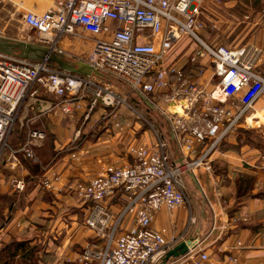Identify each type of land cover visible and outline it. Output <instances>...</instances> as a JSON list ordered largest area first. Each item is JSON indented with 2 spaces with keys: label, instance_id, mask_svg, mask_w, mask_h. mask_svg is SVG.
<instances>
[{
  "label": "built area",
  "instance_id": "obj_1",
  "mask_svg": "<svg viewBox=\"0 0 264 264\" xmlns=\"http://www.w3.org/2000/svg\"><path fill=\"white\" fill-rule=\"evenodd\" d=\"M200 14L197 0H50L42 12L23 11V26L35 32L25 40L62 57L66 51L60 42L65 36L89 35L92 44L88 54L76 57L74 62L82 61L100 75L76 73L45 59L0 52V170L6 164L15 169L19 154L36 160L35 147L46 133L32 126L35 115L26 123L19 146H12L9 139L25 103L37 97L40 90L55 98L41 106L42 113L71 115L83 110V101L90 95L83 119L100 102L110 109L108 118L114 127L122 130L124 123L115 111L125 104L134 109L105 77L123 84L129 93L152 106L159 107L153 96L160 94L167 105L162 113L181 150L191 152L196 145L207 143V148H213L253 103L264 100V77L255 71L257 48L205 43L200 32L206 25ZM182 36L198 43L196 55L212 58L217 76L214 92H204L173 57ZM232 98H237V109L228 103ZM78 134L77 130L74 146ZM155 137L151 145H128L132 163L107 165L91 179L73 183L72 192L85 207V227L104 241L100 250L84 248L78 256L80 262L155 264L183 238L180 231L168 234L165 228L151 225L161 208L173 211L185 205L182 170L190 164L170 161L166 141L158 132ZM71 156L76 158L75 152ZM59 181L60 175L51 171L41 184L53 190ZM7 183L15 192L26 188L25 179L13 174ZM118 192L125 195L126 204L114 216L106 201ZM127 218L130 225L122 230ZM183 257L178 264H213L202 249L189 250ZM219 264H239L238 256L229 254Z\"/></svg>",
  "mask_w": 264,
  "mask_h": 264
},
{
  "label": "crops",
  "instance_id": "obj_2",
  "mask_svg": "<svg viewBox=\"0 0 264 264\" xmlns=\"http://www.w3.org/2000/svg\"><path fill=\"white\" fill-rule=\"evenodd\" d=\"M12 1L20 6L22 12H42L50 4V0ZM259 1V7L254 9L246 7V4L237 5L234 0H197L200 18L206 25L200 34L204 42L210 46L257 48L259 55L255 71L264 77V0ZM238 8L242 10L241 13ZM249 10L254 14L248 16L246 12ZM212 24L216 26L213 30L209 28ZM180 53L176 54L175 59L185 74L193 78L204 92H214L217 76L212 58L195 53L190 58H184L183 52ZM104 79L112 82L109 78ZM91 98L88 95L83 101V110L71 115L59 111L42 113L41 106L55 101V98L40 90L37 97L28 100L22 108L10 142L17 140L14 132L16 126L26 131V123L34 115L32 126L42 128L46 137L35 147V161H25L18 156L19 162L15 169H10L6 164L0 170V263L6 261L8 252L14 253L11 257L14 261L21 259L22 243L29 246L40 243L41 248L36 247L39 264H78V256L84 248L101 241L84 225L85 207L73 194V183L91 179L107 165L132 163L128 145L135 142L151 145L155 135L149 129H139L129 119L124 121L125 130L120 134L116 132L110 118L111 129L104 125L91 135L88 130L108 117L110 111L97 102L84 120ZM153 100L159 107L165 103L160 94L153 96ZM228 103L235 109L239 106L237 98L229 99ZM250 108L262 111L264 100L258 99ZM245 113L235 126H250L251 122L262 120L261 116ZM156 124L161 136L167 139L170 161L183 164L190 162L189 166H185L188 171H193L191 177L198 180L205 195L202 201L205 205L195 209L194 220L189 228L184 227L185 223L188 224V214L183 208L173 211L161 208L155 214L152 227L165 228L168 234L182 232L183 238L178 243L192 240L193 245L189 250H205L213 264H219L232 253L237 254L239 264H264V166L261 148L243 143V138L234 132V126L213 148H207V143L196 145L193 151L186 152L178 147L167 121L157 118ZM77 130V145L74 146ZM118 138L124 139V147L118 144ZM225 142L229 145L225 146ZM11 145L19 146L18 143ZM71 152H75L76 158L71 156ZM202 159L205 161L201 162ZM11 170L25 179L26 188L23 192L13 194L10 189L7 178ZM51 171L60 175L57 189L53 190L41 184L43 177ZM125 198L122 192H118L106 201L107 208L114 216L125 206ZM129 225L127 218L121 224V229ZM237 242L241 246L237 247ZM182 258L183 255L170 258L165 263L171 264Z\"/></svg>",
  "mask_w": 264,
  "mask_h": 264
},
{
  "label": "rangeland",
  "instance_id": "obj_3",
  "mask_svg": "<svg viewBox=\"0 0 264 264\" xmlns=\"http://www.w3.org/2000/svg\"><path fill=\"white\" fill-rule=\"evenodd\" d=\"M223 1L226 2V0H223ZM234 1L236 2L237 5L239 3H241L240 5L246 4V7H252L254 9L259 7L260 5L259 0H234ZM240 8H238V10H240L239 13H241L242 11ZM21 10L22 9L20 8V6L17 3L13 2L12 0H0V36L7 37L10 39H14V40L26 41L25 39L27 38L28 35H31V36L35 35V32L30 31L23 26L21 22V17H22ZM246 14H248V16H251L254 13L249 10L248 12H246ZM91 44H92V40L89 35L88 36L86 35V37H77V38L70 36V35L65 36L60 42V47L66 51V54L63 58L68 61H72V62L75 61L76 57L83 58L88 54ZM196 47H198V43L192 40L189 36H182L178 44L174 47L173 57H176V54L183 52L184 58H186L185 56H188V58H190L191 55L195 53L194 51ZM14 53L19 54V52H14ZM180 55L181 53L179 54V57ZM111 81L112 82L110 83H114V85L118 87V90H120L122 96L125 97V102L127 104H130V106H132L134 109V110L130 109L126 104L123 106H120L115 111L117 113V119L123 123L124 121H126V119H129L131 122L136 123L139 126V129H142V130L149 129L150 131L153 132L154 135H155V132H158L161 135V131L156 124V119L162 118L163 120L167 121L165 119V116L162 113V110L167 108L166 103L162 104L161 107L152 106L151 108H149L144 100H142L138 96H135L134 94L129 93V89L125 87L123 84L113 79H111ZM255 108L256 106L254 107V109ZM170 109H172V107ZM254 109L253 108L248 109L245 115H250V114L251 115L253 114L255 116L261 115L262 120L260 122L253 121L250 123V126L245 125L243 127V126L237 125L234 128V132L236 133L237 136H241L243 138V143L245 142L248 145H252V146L257 145L261 148V151H262L261 160H262V165L264 166V109L262 111L261 110L258 111ZM104 125L107 128L111 129L110 128L111 125H110L108 117L101 119V122H97L96 124H94L92 129L88 131L90 132L91 135H94L95 132L99 130L101 126H104ZM124 130L125 129L118 130L116 128V132L118 131L120 134ZM161 137L166 141V144H167V139L164 138L163 136ZM123 141L124 139L118 138V144L121 145L122 147H124V145H122ZM124 143L126 144V142ZM139 144H144V143H139ZM226 145H229V143L227 142L225 146ZM237 146H239V143L237 144ZM166 151H167V148H166ZM204 161L205 160L202 159L201 162H204ZM200 166H201V163H200ZM200 166L197 167L195 170L198 171ZM182 173H183L184 183H185L184 190H185L186 202H185V205L182 207H179V209L183 208L188 214V224L185 223L186 225L184 224V227L189 228L192 222V219L194 220L195 209H198L199 207H202L203 205H205L204 203H202L203 197H205V195L198 183V180L191 177L190 173H193V171L191 170L188 171L186 167H183ZM99 240L101 241L95 242L96 245H89L87 246V248L100 250L101 248H103L104 241L101 238H99ZM33 246H34L33 248H35L36 246H39L41 248L40 243H36ZM28 259L30 258L28 257ZM32 259L33 258H31V260ZM169 260L170 259H168L167 261ZM16 262H15L16 264H28V261H24L23 259H18L16 260ZM179 262L180 261H177L171 264H178ZM155 264H167V263H162V261L159 260Z\"/></svg>",
  "mask_w": 264,
  "mask_h": 264
},
{
  "label": "water",
  "instance_id": "obj_4",
  "mask_svg": "<svg viewBox=\"0 0 264 264\" xmlns=\"http://www.w3.org/2000/svg\"><path fill=\"white\" fill-rule=\"evenodd\" d=\"M0 52L7 54H15L14 52H19L17 55L21 57L29 59H45L61 69L85 75H100L99 72L82 61H68L61 55L53 53L43 46H39L28 41L14 40L0 36ZM192 245V240L189 239L176 244L165 253L162 258V263H165V261L170 258H177L185 255Z\"/></svg>",
  "mask_w": 264,
  "mask_h": 264
},
{
  "label": "trees",
  "instance_id": "obj_5",
  "mask_svg": "<svg viewBox=\"0 0 264 264\" xmlns=\"http://www.w3.org/2000/svg\"><path fill=\"white\" fill-rule=\"evenodd\" d=\"M14 132H15V137L17 138V140H14V141H12L11 140V142L10 143H12V144H15V143H18L19 145L23 142V140H24V136H25V131H24V128H19V127H17L16 126V128L14 129ZM19 157H22V159H24L25 161H29V162H31L28 158H26V157H24L23 155H21V154H19ZM12 171V173L11 174H13V175H16L15 173H14V170H11ZM10 174V175H11ZM17 176V175H16ZM12 192H13V194H18L19 192H15V191H13L12 190ZM2 209V204L0 203V210ZM20 245H22V247H21V249H23V252L20 254V257H21V259H23L24 261H28V264H39V262H38V258H37V256H36V247L35 248H33L34 246H29V245H26L25 243H22V244H20ZM26 246V247H25ZM25 247V248H24ZM13 255H14V253L12 252V253H7V255H6V257H7V259H6V261H4V262H1L0 264H16L17 262L16 261H14L11 257H13ZM28 257L30 258V259H28ZM31 258H33L32 260H31ZM35 260V261H34ZM16 262V263H15ZM78 264H84V263H82V262H78ZM93 264H96V263H93Z\"/></svg>",
  "mask_w": 264,
  "mask_h": 264
},
{
  "label": "bare ground",
  "instance_id": "obj_6",
  "mask_svg": "<svg viewBox=\"0 0 264 264\" xmlns=\"http://www.w3.org/2000/svg\"><path fill=\"white\" fill-rule=\"evenodd\" d=\"M259 116H261V115H259Z\"/></svg>",
  "mask_w": 264,
  "mask_h": 264
}]
</instances>
